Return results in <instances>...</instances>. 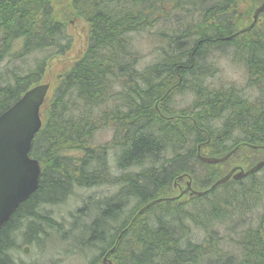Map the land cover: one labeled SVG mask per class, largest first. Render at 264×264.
Returning <instances> with one entry per match:
<instances>
[{
	"label": "trees",
	"instance_id": "1",
	"mask_svg": "<svg viewBox=\"0 0 264 264\" xmlns=\"http://www.w3.org/2000/svg\"><path fill=\"white\" fill-rule=\"evenodd\" d=\"M168 1L0 0V62L12 56L0 72V113L25 90L42 82L57 56L70 49V40L66 39L70 17L84 21L87 36L84 50L74 61L50 74L54 76L52 94L43 106L42 127L30 149V155L42 167L39 185L0 229V264L10 263L6 249L12 242L11 231L20 228L13 225L15 220L23 223L26 234L40 230L36 220L52 227L49 211L39 207L65 201L74 187H93L111 180L120 183L113 193L116 195L94 201L85 198L71 214L69 228L61 235L63 241L70 243L68 251H84L103 241L102 252L112 248L108 256L118 264H198L210 255L214 257H209L207 264H264V166L244 178L229 179L209 189L224 175L226 164L250 167L261 157L240 148L224 163H204L197 158L198 144L204 156H221L240 140L264 146L263 96L250 100L233 87L202 93L197 91L202 87L197 84L198 87L187 89L194 99L183 110V121L162 122L153 106L164 92L161 84L167 85L172 79L169 75L180 74L189 86L191 80L206 77L203 72L199 76L196 69L207 51H213L210 45L249 24L254 8L263 0ZM199 6L200 24L166 35L167 47L161 48L154 62L138 69L140 56L131 49L129 34L148 31L160 20H178L175 13L180 12L189 24L187 20L192 19L191 13ZM258 21L253 30L230 40L236 39V48L243 51L249 83L264 94V11ZM35 52L42 53V58L35 61L33 68L24 66L18 70L14 60H26ZM216 120L218 125H213ZM102 125L115 128L113 144L96 145L91 141L94 131ZM234 129L240 131L241 139ZM114 147L119 148L118 169L140 167L139 171L111 176L108 159ZM186 177L191 178L193 188L207 191L200 196L172 199L179 193L174 183L182 185ZM129 198L135 201L128 210V220L112 228ZM154 199L161 200L131 225L137 210ZM193 202L207 205L183 210ZM145 213L148 215L143 217ZM244 221V225H239ZM226 222L239 225V230L235 237L223 234L218 243L216 227ZM189 224L207 236L199 229L203 236L191 241ZM227 240L233 243L232 250L224 247Z\"/></svg>",
	"mask_w": 264,
	"mask_h": 264
},
{
	"label": "rangeland",
	"instance_id": "2",
	"mask_svg": "<svg viewBox=\"0 0 264 264\" xmlns=\"http://www.w3.org/2000/svg\"><path fill=\"white\" fill-rule=\"evenodd\" d=\"M171 2V0H169ZM168 1V2H169ZM201 8L200 6L197 7V9H194L191 13L192 19L187 20L190 22L189 24L185 23V16L182 12L175 13L177 16L180 17V19L175 20L174 17H172L169 20H163V21H157L154 23V25L148 30V31H141L140 33H131L129 34V37L132 36L131 39V49L135 50L139 53V61L137 68L141 69L148 65V63L154 62L157 55L159 56V52L161 51V48H166L168 43L165 40L166 35H170L174 33L175 31L181 32L186 27H195L198 24H200L202 20V14H201ZM66 39L70 40V49L65 52V54L62 56H57V58L53 61L52 65L50 66L49 72L45 75L46 79L48 81H51L53 83V80L51 79L54 77L51 76V73L56 72V70L60 69L62 65L72 63L74 61V57L78 55V53H81L86 45V30H85V23L81 19H75L74 17H70L67 22L66 27ZM165 32V33H161ZM66 39L63 40L67 41ZM217 44V42H219ZM216 42V44H212L210 46L211 49H214L213 51H217V53H214L213 51H207L206 55L203 60H201V65L197 66L198 68V74H202L201 72L206 75V77H199L196 80H191L190 88L189 85H186V80L184 81L183 88L185 90L191 89L192 85L197 84L201 85L202 87H199L197 90L198 92H209L208 85L210 89H215L219 87L229 88L233 87L237 89V91L240 90V93L243 97H248L250 100L255 99L256 97H262L264 98L263 90L255 85H252L249 83V77H248V70L244 69L245 61L242 57L243 51L236 48L237 41L235 40H219ZM166 42V43H165ZM218 47V48H217ZM223 48V49H222ZM221 49V51H220ZM55 50V49H54ZM49 51H44L45 54H47ZM213 52V53H212ZM12 56L9 55L7 58L3 59L0 62V72L3 71V68L6 65L7 59H11ZM18 58L14 60L15 64L19 69H23L24 66H28L30 68H33L35 61L37 59L42 58V53L35 52L34 54H31L27 57V59ZM10 67V66H8ZM205 69V70H204ZM208 69V70H207ZM214 69V70H213ZM16 70V71H18ZM26 70V69H24ZM201 70V71H200ZM212 74V75H211ZM214 74V75H213ZM209 75V76H208ZM211 75V76H210ZM213 76V77H212ZM171 78V77H170ZM201 80V81H200ZM2 83V82H1ZM186 85V86H185ZM207 87L204 91L203 88ZM183 97L180 99V96H177L176 99H179V104L181 106L189 105L191 101L193 100L194 94H191L190 90L189 92H185L182 90ZM175 96V95H174ZM219 120L213 121V125H218ZM116 130L113 126L106 125L101 128H98L96 131H94L91 141L93 144H104L109 143L107 145H111L115 142L116 138ZM119 151V148L114 147L109 152V159L108 163L110 165V175L111 176H119L124 173H134L139 171V168H127L125 170L118 169L117 168V161H116V155ZM114 153V154H113ZM70 154H79V152H72ZM113 154V155H112ZM115 155V156H114ZM114 171V172H113ZM112 182V180L110 181ZM103 183L98 184V186H89V187H74L70 195L66 198L65 201L56 204V205H48L45 207H39L46 208L49 213L48 215L50 218H52L53 222L52 227H49L47 223H44L42 220H36L35 224L37 227L40 228V230H43L44 232H31L29 234H26V228L23 227V223L19 222L18 220H15L13 225L20 226L17 230H12L11 234L13 235V238L11 239V245L6 249V257L7 261L10 262L9 264H101V259L103 257V246L104 242L99 241L95 243L91 249H87L83 251H76L71 250L68 251L70 247V243H66V241H63L60 237L61 235L66 232V230L69 228L68 223L72 220L70 218L71 214H73L78 206L82 204V201L85 198H92L93 200L100 199H106L111 198L115 194H113L118 187H120V183ZM97 194V195H96ZM262 203L264 204V191L262 192ZM100 196V197H99ZM104 197V198H103ZM135 200L133 198L128 199V203L123 208L122 213L117 217L116 221L114 223L112 222V228H115L116 225H119L122 223V221H127V213L131 205L133 204ZM199 204H206L207 202H196V204L191 203L187 204L188 206L183 209L184 211H187V209L194 210L195 205ZM209 204V201H208ZM189 211V210H188ZM261 211H264V208L261 209ZM192 213L191 211H189ZM47 215V216H48ZM148 214L145 213L143 217H146ZM42 216H46V213ZM121 216V217H120ZM121 218V219H120ZM126 218V219H125ZM85 219H83L84 221ZM120 220V221H119ZM86 222L89 221L85 220ZM24 222V221H23ZM19 223L21 225H19ZM62 223V225H61ZM232 222H226L225 224L219 225L218 229L219 237H218V243L220 238L223 236H229V237H235L239 230V226L234 227L236 224ZM244 223L240 225H244ZM60 224V226L58 225ZM255 225V224H254ZM200 228H196L195 225L189 224V238L191 241H199L200 238L203 236H207V234L203 231L199 230ZM53 230V231H51ZM56 230H59V233L56 232ZM236 231V232H235ZM49 233L48 236H46L47 233ZM113 230L110 231L112 233ZM233 232V233H232ZM34 234V235H33ZM49 239V240H48ZM63 241V242H62ZM23 247L27 248V253L23 252ZM98 247V248H97ZM224 247L226 249L233 248V243L227 240V242H224ZM67 249V250H65ZM84 255H88L87 257ZM98 255H100L98 257ZM101 257V258H100ZM209 257H214L210 255ZM209 257L203 258V260L199 261L198 264H207L205 263L207 260H209ZM204 261V263H203Z\"/></svg>",
	"mask_w": 264,
	"mask_h": 264
},
{
	"label": "water",
	"instance_id": "3",
	"mask_svg": "<svg viewBox=\"0 0 264 264\" xmlns=\"http://www.w3.org/2000/svg\"><path fill=\"white\" fill-rule=\"evenodd\" d=\"M263 10L264 2L254 11V21L245 30H249L253 26L257 15ZM48 88L49 83L32 86L10 107L0 113V229L6 224L19 204L27 200L38 187L40 164L36 158L29 155V151L32 139L41 126L39 109ZM227 156L228 154L221 158H215L199 155V159L204 162H217L223 161ZM263 164L264 159L246 171L242 168H233L216 180L212 186L225 182L231 176L232 178H241L258 170ZM237 169L238 171L233 173ZM201 193L195 190L190 191V194L195 195ZM153 203L154 201H151L143 205L131 222ZM24 251H27V248H24Z\"/></svg>",
	"mask_w": 264,
	"mask_h": 264
},
{
	"label": "flooded vegetation",
	"instance_id": "4",
	"mask_svg": "<svg viewBox=\"0 0 264 264\" xmlns=\"http://www.w3.org/2000/svg\"><path fill=\"white\" fill-rule=\"evenodd\" d=\"M174 75L175 74L169 75L172 77V79L169 81V83L167 85L161 84L160 88L162 90H164V92H163L162 96L157 98L153 104L155 111H156V116L158 118H160L161 120H164V121H167V118L169 115L166 113L169 112L171 109H174L173 105L176 104L177 101L179 100V99H176V96L180 95L182 93V90H184L183 78L181 77L180 74L175 75L176 78L173 77ZM176 83L178 86H175ZM181 96L183 97V93ZM176 117L179 118V117H182V115H180L178 113L176 115ZM182 119H184V118H182ZM232 131L237 133L238 139L242 138V135L239 134V132H240L239 130L234 129ZM236 147H237L236 151L240 148L250 149V151H254V153L257 157H262L264 154V149L262 148V146L260 144H253L249 141L240 140L239 145H237ZM233 164L234 163H228V164H226V166H231V167L236 166V164H234V165ZM105 254L106 253L103 254V257ZM103 257H102L101 261H103Z\"/></svg>",
	"mask_w": 264,
	"mask_h": 264
},
{
	"label": "bare ground",
	"instance_id": "5",
	"mask_svg": "<svg viewBox=\"0 0 264 264\" xmlns=\"http://www.w3.org/2000/svg\"><path fill=\"white\" fill-rule=\"evenodd\" d=\"M135 1H136V0H135ZM116 5H117V4H116ZM129 7H130V6H129ZM125 9H126V8H125ZM128 10H129V8H128ZM106 11H107V10H106ZM123 11H124V10H123ZM88 12H89V11H88ZM105 13L107 14V12H105ZM91 17H92V16H91ZM145 27H146V26H145ZM233 36H234V35H233ZM233 36H232V35H229V36H226V37H221L220 40H221V41H223V40H230ZM165 40H166V39H165ZM182 42H183V41H182ZM165 43H166V42H165ZM210 46H211V45H210ZM178 47H179V46H178ZM182 47H183V45H182ZM217 48H218V47H217ZM175 49H176V46H175ZM222 49H223V48H222ZM213 50H214V49H213ZM174 51H175V50H174ZM220 51H221V49H220ZM175 52H176V51H175ZM180 52H181V51H180ZM179 54H180V53H179ZM132 56H133V55H132ZM134 56H135V55H134ZM173 58H174V57H173ZM199 58H200V57H199ZM134 59H135V58H134ZM160 59H161V58H160ZM165 59H166V58H165ZM171 59H172V58H171ZM171 59H170V60H171ZM134 61H135V60H134ZM136 61H137V60H136ZM162 61H163V60H162ZM178 61H179V60H178ZM173 62H176V61H173ZM164 63H165V62H164ZM171 63H172V62H171ZM171 63H170V64H171ZM134 64H135V63H134ZM167 64H168V63H167ZM197 64H198V63H197ZM130 65H131V64H130ZM133 66H134V65H133ZM165 66H166V65H165ZM201 66H202V65H201ZM129 67H130V66H129ZM197 68H198V67H197ZM183 69H184V68H183ZM195 69H196V68H195ZM195 69H194V70H195ZM196 70H198V69H196ZM204 70H205V69H204ZM207 70H208V69H207ZM213 70H214V69H213ZM133 71H134V70H133ZM200 71H201V70H200ZM202 72H203V71H202ZM132 74H133V73H132ZM189 74H190V73H189ZM130 75H131V74H130ZM161 75H162V74H161ZM190 75H191V74H190ZM211 75H212V74H211ZM211 75H210V76H211ZM213 75H214V74H213ZM155 76H156V75H155ZM157 76H158V75H157ZM199 76H200V75H199ZM208 76H209V75H208ZM195 77H196V76H195ZM212 77H213V76H212ZM157 80H158V79H157ZM194 80H195V79H194ZM151 81H152V80H151ZM159 81H160V80H159ZM200 81H201V80H200ZM186 82H187V81H186ZM99 83H100V82H99ZM121 83H122V82H121ZM121 83H120V84H121ZM124 83H125V82H124ZM124 83H123V84H124ZM149 83H150V81H149ZM188 83H189V82H188ZM69 84H70V83H69ZM71 85H72V84H71ZM85 85H86V84H85ZM121 85H122V84H121ZM159 85H160V84H159ZM186 85H187V84H186ZM186 85H185V86H186ZM188 85H189V84H188ZM123 86H124V85H123ZM135 86H136V85H135ZM194 86H196V85H194ZM197 87H198V86H197ZM154 88H155V87H154ZM188 88H190V86H189ZM98 89H99V88H98ZM136 90H137V89H136ZM196 90H197V89H196ZM92 92H93V91H92ZM141 92H142V91H141ZM195 92H197V91H195ZM239 92H240V90H239ZM118 93H119V92H118ZM143 93H144V92H143ZM148 96H150V95H148ZM244 108H245V107H244ZM242 109H243V108H242ZM247 109H248V107H247ZM243 110H244V109H243ZM246 111H247V110H246ZM103 112H104V111H103ZM235 112H236V111H235ZM251 112H252V111H251ZM242 113H243V112H242ZM146 115H147V114H146ZM247 115H248V114H247ZM250 115H251V114H250ZM250 115H249V116H250ZM244 119H245V118H244ZM156 122H157V121H156ZM242 122H243V121H242ZM140 123H141V122H140ZM159 123H161V122L159 121ZM108 124H109V123H108ZM238 145H239V144H238ZM113 154H114V153H113ZM113 154H112V155H113ZM166 155H167V154H166ZM114 156H115V155H114ZM98 161H99V160H98ZM96 162H97V161H96ZM157 164H158V163H157ZM138 166H139V165H138ZM146 168H147V167H146ZM105 170H106V169H105ZM119 170H120V169H119ZM113 172H114V171H113ZM142 172H143V171H142ZM123 175H124V174H123ZM106 176H107V175H106ZM109 176H110V175H109ZM119 176H120V175H119ZM107 177H108V176H107ZM115 178H116V177H115ZM121 178H122V177H121ZM125 178H126V177H125ZM113 179H114V178H113ZM104 180H105V179H104ZM115 181H116V180H115ZM119 181H120V180H119ZM122 182H123V181H122ZM106 183H107V182H106ZM112 183H113V181H112ZM114 183H115V182H114ZM95 185H96V184H95ZM96 195H97V194H96ZM115 195H116V194H115ZM99 197H100V196H99ZM103 198H104V197H103ZM111 198H112V197H111ZM86 199H87V198H86ZM86 199H85V200H86ZM99 199H100V198H99ZM104 199H105V198H104ZM106 199H107V198H106ZM96 200H97V199H96ZM160 200H161V199H154V200H151V201H154L153 204H155V203L159 202ZM93 201H94V200H93ZM151 201H149V202H151ZM102 202H103V201H102ZM124 202H125V201H124ZM124 202H123V203H124ZM104 203H105V201H104ZM94 204H96V203H94ZM81 205H82V204H81ZM87 206H88V205H87ZM93 207H94V206H93ZM145 210H146V209H145ZM145 210H144V211H145ZM91 212H92V209H91ZM112 212H113V209H112ZM114 212H115V211H114ZM83 213H84V212H83ZM143 213H144V212H143ZM143 213H142V214H143ZM161 213H162V212H161ZM217 213H218V212H217ZM221 213H222V212H221ZM221 213H220V215H221ZM115 214H116V213H115ZM120 214H121V213H120ZM159 214H160V213H159ZM164 214H165V212H164ZM179 214H180V213H179ZM218 214H219V213H218ZM74 215H75V214H74ZM74 215H73V217H74ZM117 215H118V214H117ZM126 215H127V214H126ZM109 216H110V215H109ZM118 216H119V215H118ZM120 217H121V216H120ZM221 217H222V216H221ZM79 218H80V217H79ZM164 218H165V217H164ZM187 218H188V217H187ZM76 219H77V218H76ZM80 219H81V218H80ZM104 219H105V218H104ZM107 219H108V218H107ZM115 219H116V218H115ZM120 219H121V218H120ZM125 219H126V218H125ZM127 219H128V218H127ZM109 220H110V219H109ZM112 220H113V219H112ZM84 221H85V220H84ZM105 221H106V220H105ZM115 221H116V220H115ZM119 221H120V220H119ZM200 221H201V220H200ZM232 222H233V221H232ZM239 222H240V220H239ZM239 222H238V223H239ZM88 223H89V222H88ZM106 223H107V222H106ZM121 224H122V223H121ZM203 224H204V223H203ZM231 224H232V223H231ZM70 225H71V224H70ZM131 225H132V224H131ZM131 225H129L128 227H130ZM239 225H240V224H239ZM239 225H238V226H239ZM105 226H106V225H105ZM108 226H109V225H108ZM70 227H71V226H70ZM109 227H110V226H109ZM109 227H108V228H109ZM235 227H236V226H235ZM81 228H82V227H81ZM85 228H86V227H85ZM85 228H84V229H85ZM238 228H239V227H238ZM70 229H71V228H70ZM34 230H35V229H34ZM37 231H38V230H37ZM81 231H82V230H81ZM68 232H69V231H68ZM82 232H83V231H82ZM84 232H85V231H84ZM86 232H87V231H86ZM235 232H236V231H235ZM89 233H90V232H89ZM232 233H233V232H232ZM34 234H35V233H34ZM34 234H33V235H34ZM78 234H79V233H78ZM78 234H77V235H78ZM81 234H82V233H81ZM72 235H74V234H72ZM86 235H87V234H86ZM67 236H68V235H67ZM83 236H84V235H83ZM72 237H73V236H72ZM228 237H229V236H228ZM60 238H61V237H60ZM62 239H64V238H62ZM48 240H49V239H48ZM64 240H65V239H64ZM71 240H72V239H71ZM62 242H63V241H62ZM92 245H93V244H92ZM92 245H91V247H92ZM94 246H95V245H94ZM84 247H85V246H84ZM71 248H72V247H71ZM73 248H74V247H73ZM97 248H98V247H97ZM111 249H112V248H111ZM111 249H110V250H111ZM65 250H67V249H65ZM68 250H69V249H68ZM77 250H78V249H77ZM112 251H113V249H112ZM109 252H111V251H109ZM105 253H106V252H105ZM106 254H107V253H106ZM106 254H105L104 257H103V261H104V259H105ZM100 258H101V257H100ZM200 260H201V259H200ZM202 260H203V259H202ZM103 261H101V262H103ZM197 261H198V260H197ZM150 262H151V261H150ZM181 262H182V261H181ZM203 262H204V261H203ZM90 263H91V262H90ZM88 264H89V263H88ZM180 264H181V263H180ZM200 264H201V263H200Z\"/></svg>",
	"mask_w": 264,
	"mask_h": 264
}]
</instances>
